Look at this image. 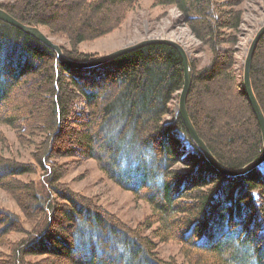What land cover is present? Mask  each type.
<instances>
[{
    "label": "trees",
    "instance_id": "16d2710c",
    "mask_svg": "<svg viewBox=\"0 0 264 264\" xmlns=\"http://www.w3.org/2000/svg\"><path fill=\"white\" fill-rule=\"evenodd\" d=\"M136 2L15 0L0 3V8L22 23L64 34L75 46L114 28ZM157 2L176 7L181 21L211 54L207 65L192 71L186 106L193 126L222 166H245L261 155L262 132L243 79L236 84L233 57L221 47L233 40L225 30L238 28L241 13L222 0ZM62 50L74 61L92 58ZM183 81L180 54L169 45L149 44L92 68H74L60 63L52 48L0 20V122L34 134L39 128L34 121L41 120L43 151L35 159L48 173L50 192L16 179L34 173L32 164L0 156V186L19 192L27 217L43 220L33 224L32 236L12 245L0 264H20L34 255L46 256L43 264L59 257L65 264H264L262 164L239 176L221 174L190 138L178 112L164 122ZM251 84L264 113V34L253 57ZM218 89L227 94V109L215 117L205 110L201 96ZM77 104L83 107L73 113ZM68 118L78 130L68 126ZM79 120L84 127H78ZM210 128L223 131L226 140L221 143L215 135L219 144L211 143L205 135ZM65 130L81 148L56 153L55 136ZM75 152L94 158L110 179L150 204L153 220L146 221L148 228L156 224L155 238L179 243L185 263L163 259L151 238L57 183L61 167L47 161L53 154ZM176 161L188 167L172 168ZM58 215L67 223L62 222L61 231L55 229ZM22 227L17 215L0 208V243Z\"/></svg>",
    "mask_w": 264,
    "mask_h": 264
},
{
    "label": "rangeland",
    "instance_id": "374dc122",
    "mask_svg": "<svg viewBox=\"0 0 264 264\" xmlns=\"http://www.w3.org/2000/svg\"><path fill=\"white\" fill-rule=\"evenodd\" d=\"M14 1L0 0V3L7 4ZM222 1L231 2L232 6L230 5L229 7L241 13L238 28L231 31L225 30L232 33L233 40L224 42L221 46L223 50L229 51L233 57L234 76L236 84H238L243 79L244 61L249 45L257 30L264 24V0ZM39 28L54 43L65 50L74 49L77 53L90 54L92 58L106 55L143 39L163 37L174 39L185 47L192 71L193 68L200 69L207 65L211 60V54L207 45L202 40L196 38L191 29L181 21L178 9L174 6L159 4L157 0H137L135 6L126 11L124 18L114 28L96 38L81 41L75 46L71 44L64 34L52 33L43 26ZM223 83L225 87L227 82L223 81ZM180 91L176 92L170 100L168 106L171 112L164 116V122H171L174 119L173 114L178 112ZM221 93H223V90L218 89L211 96H204L203 98L201 96L205 110L212 112V115L215 117L221 115L220 112L227 109V94L221 95ZM82 107L81 104L75 105L73 113L81 110ZM66 120H68V126L70 127L72 125L69 121L71 118ZM34 122L37 127L39 126L34 134L19 132L6 123L0 122V156L32 164L35 169L34 173L17 176L16 179L25 183L32 181L41 193H44L46 191L49 192L46 185L48 173L38 167V162L35 158L41 150L43 151L41 139L45 136V133L42 132L43 129L40 127L42 124L41 120L35 119ZM84 123V120H79L78 125L80 126L78 127H84ZM208 123L211 124L210 122ZM71 127L78 130L75 124ZM202 129L204 130V127ZM85 130H87V127ZM220 131L212 130L211 128L209 130L205 129V135L213 144L216 141V144H219V141L215 137V135H219L221 136V143H223L227 138V134ZM55 138V142H57L55 150L60 148L78 150L81 148L78 147L77 141H72V135H69L66 130L60 135H56ZM236 144L238 145L239 142L236 141ZM55 152L58 153V150ZM47 163H52L55 167H61L57 183L82 197L92 199L108 213L117 217L122 223L136 231H141L143 235L151 238L155 243V250L163 259H174L177 262L185 263L179 243L171 240L162 242L155 238L152 230L155 229L156 224L148 228L147 222H149V219L153 220V211L150 204L144 199L137 197L133 192L123 189L110 179L94 158L82 156L79 152L72 153L69 156L53 154L51 162L47 161ZM187 167V165L180 161H176L172 165V168L178 169H185ZM47 168L48 171L50 165H47ZM260 169L264 171V163L260 166ZM51 200L58 201L53 195H51ZM22 203L19 192H12L0 186V208L17 215L21 221V226H23V230L21 231L9 232L4 237L3 243H0V262L5 261L6 256L10 254L12 245L21 240L28 239L29 235L32 236L30 233L33 224L35 226L42 224V218L37 219L26 216L21 207ZM56 220L55 229L61 231L59 229L63 227L62 222L63 224L67 223L62 215H58ZM46 259V256L43 255L25 256L23 262H20V264H43ZM64 262V259L59 257L51 258L46 264H65Z\"/></svg>",
    "mask_w": 264,
    "mask_h": 264
},
{
    "label": "water",
    "instance_id": "95a60500",
    "mask_svg": "<svg viewBox=\"0 0 264 264\" xmlns=\"http://www.w3.org/2000/svg\"><path fill=\"white\" fill-rule=\"evenodd\" d=\"M0 20L24 32L25 34L36 38L38 41H41L48 47L52 48L56 52L58 61L60 63L74 67V68H92V67L104 64L122 54H125L127 52L133 51L135 49H138L140 47H143L149 44L161 43V44H166V45L173 47L180 54L182 64H183V70H184L183 86L179 94L178 113L180 114L184 122L186 131L189 134L190 138L200 148V150L202 151V153L204 154L205 158L210 163V165H212L221 174L229 175V176H239V175H243V174H246L254 170L256 167L264 163V148H263L261 155L255 160L246 164L245 166L238 168V169L226 168L222 166L215 159L213 154L209 151V149L205 145L204 141L199 137L195 127L193 126L190 120V117L187 112V107H186L187 96H188L189 89L191 86V81H192V67H191L189 56H188V53L185 47L178 41L171 39V38L152 37V38L140 40L131 45H127L125 47L112 51L106 55L91 58L86 61H74V60L67 58L65 54L63 53L62 48L58 44L54 43L45 33H43L39 27L22 23L21 21L11 16L9 13H7L2 8H0ZM263 34H264V24L257 30V32L255 33L249 45V48H248V51L245 57V61H244L243 84H244V88L247 94V98L252 107L253 113L255 114L257 121L259 123L260 129L262 132L263 145H264V113L254 94L252 84H251L252 61H253V57H254L258 42L260 38L263 36Z\"/></svg>",
    "mask_w": 264,
    "mask_h": 264
}]
</instances>
